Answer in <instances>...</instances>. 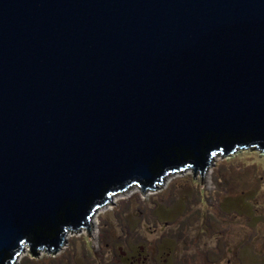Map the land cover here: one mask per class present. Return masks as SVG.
<instances>
[{"label": "water", "instance_id": "95a60500", "mask_svg": "<svg viewBox=\"0 0 264 264\" xmlns=\"http://www.w3.org/2000/svg\"><path fill=\"white\" fill-rule=\"evenodd\" d=\"M240 148L264 151V0H0V264Z\"/></svg>", "mask_w": 264, "mask_h": 264}, {"label": "rangeland", "instance_id": "374dc122", "mask_svg": "<svg viewBox=\"0 0 264 264\" xmlns=\"http://www.w3.org/2000/svg\"><path fill=\"white\" fill-rule=\"evenodd\" d=\"M70 232L66 249L26 245L18 264H143L138 253L151 264H264V151L216 155L203 177L190 168L148 191L134 185L92 228Z\"/></svg>", "mask_w": 264, "mask_h": 264}, {"label": "flooded vegetation", "instance_id": "af4514ba", "mask_svg": "<svg viewBox=\"0 0 264 264\" xmlns=\"http://www.w3.org/2000/svg\"><path fill=\"white\" fill-rule=\"evenodd\" d=\"M195 176L197 177V174H195ZM150 255L149 254H145V255H142L141 253H138V257L136 258L137 259V261L139 262V260H141V263H145V264H151V262H150V257H149ZM167 256H169V255H167ZM152 258H153V260L154 261H156L157 262V257H155V255L154 256H152Z\"/></svg>", "mask_w": 264, "mask_h": 264}, {"label": "trees", "instance_id": "16d2710c", "mask_svg": "<svg viewBox=\"0 0 264 264\" xmlns=\"http://www.w3.org/2000/svg\"><path fill=\"white\" fill-rule=\"evenodd\" d=\"M201 197V196H200Z\"/></svg>", "mask_w": 264, "mask_h": 264}]
</instances>
